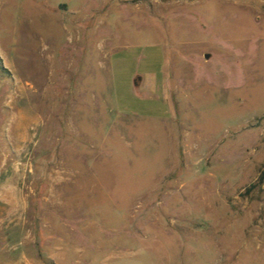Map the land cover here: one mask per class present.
<instances>
[{
  "label": "rangeland",
  "instance_id": "374dc122",
  "mask_svg": "<svg viewBox=\"0 0 264 264\" xmlns=\"http://www.w3.org/2000/svg\"><path fill=\"white\" fill-rule=\"evenodd\" d=\"M263 167L264 0H0V264H264Z\"/></svg>",
  "mask_w": 264,
  "mask_h": 264
},
{
  "label": "trees",
  "instance_id": "16d2710c",
  "mask_svg": "<svg viewBox=\"0 0 264 264\" xmlns=\"http://www.w3.org/2000/svg\"><path fill=\"white\" fill-rule=\"evenodd\" d=\"M264 179V167L260 170L258 175V184H261ZM252 186H255L254 184Z\"/></svg>",
  "mask_w": 264,
  "mask_h": 264
},
{
  "label": "bare ground",
  "instance_id": "6f19581e",
  "mask_svg": "<svg viewBox=\"0 0 264 264\" xmlns=\"http://www.w3.org/2000/svg\"><path fill=\"white\" fill-rule=\"evenodd\" d=\"M11 190V189H10ZM14 193V192H13ZM10 195V194H9ZM14 195V194H13ZM13 198V197H12ZM11 200H13V199H11ZM15 205H16V203H15Z\"/></svg>",
  "mask_w": 264,
  "mask_h": 264
},
{
  "label": "water",
  "instance_id": "95a60500",
  "mask_svg": "<svg viewBox=\"0 0 264 264\" xmlns=\"http://www.w3.org/2000/svg\"><path fill=\"white\" fill-rule=\"evenodd\" d=\"M205 57H208V55H207V54H205Z\"/></svg>",
  "mask_w": 264,
  "mask_h": 264
}]
</instances>
